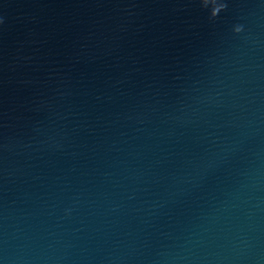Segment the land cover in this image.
<instances>
[{
  "label": "water",
  "instance_id": "obj_1",
  "mask_svg": "<svg viewBox=\"0 0 264 264\" xmlns=\"http://www.w3.org/2000/svg\"><path fill=\"white\" fill-rule=\"evenodd\" d=\"M0 264H264V0H0Z\"/></svg>",
  "mask_w": 264,
  "mask_h": 264
}]
</instances>
